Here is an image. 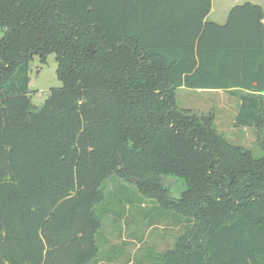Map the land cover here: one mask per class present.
<instances>
[{"label":"trees","instance_id":"16d2710c","mask_svg":"<svg viewBox=\"0 0 264 264\" xmlns=\"http://www.w3.org/2000/svg\"><path fill=\"white\" fill-rule=\"evenodd\" d=\"M211 0H0V264H90L109 178L180 225L157 264H264V9ZM55 54L61 86L36 108L28 70ZM223 90L232 143L213 111L177 89ZM181 179L178 197L165 177ZM163 215H160V217Z\"/></svg>","mask_w":264,"mask_h":264},{"label":"rangeland","instance_id":"374dc122","mask_svg":"<svg viewBox=\"0 0 264 264\" xmlns=\"http://www.w3.org/2000/svg\"><path fill=\"white\" fill-rule=\"evenodd\" d=\"M244 1L212 0V9L206 20L222 24L231 6ZM56 67L54 53H50L45 62H40L37 56L30 62L28 90L36 108L43 104L52 88L61 86ZM176 96L180 107L199 112L213 111L216 128L226 138L251 150L255 157L262 155L255 129L234 125L238 101L227 91L178 88ZM165 183L169 194L175 197L184 187L181 179L171 176L165 177ZM103 191L105 200L96 207L102 221L95 237L99 249L97 261L107 259L110 264H157L159 254L172 248L176 237L184 232L183 224L177 223L169 215L171 213L160 212L152 200L143 199L133 185L122 180L107 179L103 183Z\"/></svg>","mask_w":264,"mask_h":264},{"label":"crops","instance_id":"0c3cea01","mask_svg":"<svg viewBox=\"0 0 264 264\" xmlns=\"http://www.w3.org/2000/svg\"><path fill=\"white\" fill-rule=\"evenodd\" d=\"M212 1V0H211ZM236 1H239V0H236ZM245 2H251V3H256V4H259V5H261L262 7H263V9H264V0H246V1H244L243 3H245ZM243 3H241V4H243ZM240 4V3H239ZM237 5V4H236ZM233 6H235V5H232L231 6V8L233 7ZM230 8V9H231ZM211 9H212V7H211ZM230 9H229V11H230ZM211 11V10H210ZM210 13V12H209ZM229 13V12H228ZM227 17H228V15H227ZM227 17H226V20H227ZM226 20H225V22H226ZM214 22V21H213ZM224 22V23H225ZM217 23V22H216ZM263 23H264V19H263ZM219 24V23H218ZM223 24V23H222ZM186 89H188V88H186ZM198 91H217V90H202V89H198ZM238 103V105H239V102H237ZM107 259H105L103 262H102V260H98L96 263H94V264H110L109 262H111V261H106Z\"/></svg>","mask_w":264,"mask_h":264}]
</instances>
